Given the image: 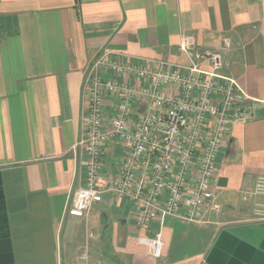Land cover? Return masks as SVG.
<instances>
[{
  "label": "crops",
  "instance_id": "crops-1",
  "mask_svg": "<svg viewBox=\"0 0 264 264\" xmlns=\"http://www.w3.org/2000/svg\"><path fill=\"white\" fill-rule=\"evenodd\" d=\"M184 33L201 50L221 51L247 95L249 113L221 152L220 213L139 226L132 203L107 192L85 217L68 214L85 183V154L74 147L89 64L104 49L188 63ZM148 103L141 98L136 112ZM121 159L108 143L107 184L119 178ZM260 175L264 0H0V264H79L87 254L94 264L99 256L103 264H264V215L254 212L256 197L244 198ZM159 230L165 246L155 258L138 238Z\"/></svg>",
  "mask_w": 264,
  "mask_h": 264
},
{
  "label": "built area",
  "instance_id": "built-area-1",
  "mask_svg": "<svg viewBox=\"0 0 264 264\" xmlns=\"http://www.w3.org/2000/svg\"><path fill=\"white\" fill-rule=\"evenodd\" d=\"M180 50L188 63L142 58L101 50L85 73L81 136L85 183L73 194L68 214L85 217L110 192L133 206L137 225H161L168 216L202 221L219 214L215 179L232 126L248 115L247 95L227 71L219 50H201L184 33ZM209 63L210 69L203 67ZM146 97V111L136 112ZM115 141L122 150L117 181L107 184L104 151ZM264 175L244 198L256 197L254 212L264 215ZM155 258L163 255L162 231L141 236ZM83 257V256H82Z\"/></svg>",
  "mask_w": 264,
  "mask_h": 264
},
{
  "label": "rangeland",
  "instance_id": "rangeland-1",
  "mask_svg": "<svg viewBox=\"0 0 264 264\" xmlns=\"http://www.w3.org/2000/svg\"><path fill=\"white\" fill-rule=\"evenodd\" d=\"M83 256V257H82ZM94 257H92L90 254H87V255H81L80 257H79V260H81V262L82 261H84L83 263H79V264H92V262H93V264L95 263V258H94V260H92ZM103 259V257L102 256H99V257H96V260H98V261H100V262H102V263H100V264H103V262L104 261H101ZM111 264H115L114 262H112Z\"/></svg>",
  "mask_w": 264,
  "mask_h": 264
}]
</instances>
